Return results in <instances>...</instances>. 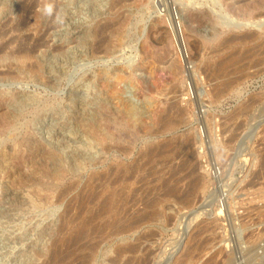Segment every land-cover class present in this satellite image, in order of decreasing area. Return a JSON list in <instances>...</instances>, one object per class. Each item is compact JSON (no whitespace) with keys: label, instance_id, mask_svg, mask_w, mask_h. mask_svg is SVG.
<instances>
[{"label":"rangeland","instance_id":"374dc122","mask_svg":"<svg viewBox=\"0 0 264 264\" xmlns=\"http://www.w3.org/2000/svg\"><path fill=\"white\" fill-rule=\"evenodd\" d=\"M263 161L264 0H0V264H44L93 176L136 162L154 221L85 264H264Z\"/></svg>","mask_w":264,"mask_h":264},{"label":"bare ground","instance_id":"6f19581e","mask_svg":"<svg viewBox=\"0 0 264 264\" xmlns=\"http://www.w3.org/2000/svg\"><path fill=\"white\" fill-rule=\"evenodd\" d=\"M26 1V0H25ZM24 5V4H23ZM175 14V13H174ZM173 20V19H172ZM234 22V21H233ZM120 23V22H119ZM232 23V22H231ZM115 24V23H114ZM174 24V21H173ZM244 25L247 24L246 22L243 23ZM117 25V24H116ZM119 25V24H118ZM249 25H251L249 23ZM112 27V26H110ZM21 28V27H20ZM109 31V28L106 27ZM102 29V28H101ZM105 30V28H104ZM100 31V30H96ZM102 31V30H101ZM111 32V31H110ZM101 33V32H100ZM107 33V30H106ZM98 33H96V36ZM102 34V33H101ZM105 34V32H104ZM105 36V35H104ZM107 38V37H106ZM105 38V39H106ZM40 39V38H39ZM109 39V38H108ZM100 40V39H99ZM98 41V40H97ZM106 41H108L106 39ZM100 42V41H98ZM105 42V40H104ZM102 43V42H100ZM99 44V43H98ZM102 46L99 44L98 46ZM105 47V46H104ZM32 48V47H31ZM55 48V47H54ZM99 49V48H98ZM102 49V48H101ZM182 49V48H181ZM180 49V50H181ZM33 50V49H32ZM237 62V61H235ZM239 62V61H238ZM222 63V62H221ZM27 66V65H26ZM226 68V67H225ZM5 73V72H4ZM11 74V73H10ZM3 76V75H2ZM220 77V76H219ZM228 77V76H227ZM221 78V77H220ZM228 84V83H227ZM151 87V86H150ZM218 87V86H217ZM226 87V86H225ZM152 88V87H151ZM216 92V91H215ZM174 96V95H173ZM198 99V98H197ZM173 107V106H172ZM169 108V107H168ZM172 109V108H171ZM173 113V112H172ZM145 114V113H144ZM169 116V115H168ZM165 117V116H164ZM164 119V118H163ZM227 119V118H226ZM165 120V119H164ZM169 120V119H168ZM164 123V122H163ZM161 129V128H160ZM235 129V128H234ZM210 130V129H209ZM255 131V130H254ZM102 137V136H101ZM250 137V136H249ZM99 141L103 144V148L107 151H110L111 146L107 145V139L102 137L98 138ZM116 143V142H115ZM163 146V144H162ZM169 146V145H168ZM114 147V146H112ZM116 148V147H115ZM149 148V147H147ZM113 149V148H112ZM119 149V148H118ZM155 149V148H154ZM114 150V149H113ZM127 150V149H125ZM169 150V149H168ZM239 150V149H238ZM122 151V149H121ZM153 151V149H152ZM151 151V153H153ZM172 151V150H171ZM126 152V151H124ZM149 152V150H148ZM155 152V151H154ZM167 152V151H166ZM164 153V152H163ZM186 153V152H185ZM190 153V152H189ZM193 154V152H192ZM191 155V154H190ZM156 156V155H155ZM180 156V155H179ZM145 157V156H144ZM143 157V158H144ZM149 157V156H148ZM147 157V159H148ZM189 157V156H188ZM187 157V158H188ZM177 158V156H176ZM191 158V157H190ZM189 160V159H188ZM192 160V159H191ZM139 161V160H138ZM141 161V160H140ZM142 162V161H141ZM264 162V161H263ZM135 164V163H134ZM140 164V163H139ZM136 164L134 166H129L125 168H118V166L110 167L107 171L96 174L93 178L97 181L96 188L94 186L89 187V191L87 195L81 198L79 202V209L82 212L86 205L93 204L92 207L95 205L97 207L92 208L90 210H86L85 218L80 221H77L76 217H63L62 223H60V228L58 229L59 232H62L65 228L66 235L62 234L60 237L53 241L51 245L45 247V250L38 252L39 254H45L46 258L44 259V264H85V258L90 256L95 248L99 244V236L108 231L105 237L102 239H109L111 237H116L120 235H127L131 230L135 228H139L144 226L149 220H153V217L156 215L155 211H147L145 209L149 208L151 204H154L156 198L149 199V192L151 193L152 190H156L158 187L153 186L152 188H143L145 186V180L147 177L139 174L141 172L142 164ZM158 164V163H157ZM168 164V163H167ZM186 164V160H185ZM189 164V163H188ZM198 164V163H197ZM125 165V164H124ZM130 165V164H129ZM183 165V164H182ZM261 165V164H260ZM175 166V165H174ZM180 166V165H178ZM192 166V165H191ZM182 167V166H181ZM45 168V166H44ZM178 168V167H177ZM194 168V167H193ZM192 168V169H193ZM196 168V167H195ZM174 169V167H173ZM185 169V168H184ZM191 169V170H192ZM181 170V168H180ZM179 170V171H180ZM259 170V169H258ZM159 171V170H156ZM155 171V173H156ZM195 172V170H192ZM148 172V170H147ZM146 172V173H147ZM152 172V171H151ZM177 172V171H176ZM192 172V173H193ZM154 173V174H155ZM150 175V170L149 173ZM147 174V175H148ZM176 174V173H175ZM175 174H172L173 176ZM180 174V173H178ZM182 174V173H181ZM188 174V173H187ZM190 174V173H189ZM171 176V173L169 174ZM186 175V174H185ZM182 175L181 177L185 176ZM262 176V175H261ZM161 177V176H160ZM181 177H179L181 179ZM264 177V176H263ZM155 178V177H154ZM157 178V177H156ZM159 178V176H158ZM165 178V177H164ZM178 178V179H179ZM189 178V177H188ZM255 178V177H254ZM167 179V178H166ZM165 179V181H166ZM179 179V180H180ZM196 179V177H195ZM194 179V180H195ZM155 180V179H154ZM192 181V178L190 179ZM93 181V180H92ZM153 181V180H151ZM157 181V180H156ZM159 181V180H158ZM162 180V182H165ZM170 181V180H169ZM173 181V180H172ZM197 181V180H196ZM167 182V181H166ZM171 182V181H170ZM93 183V182H92ZM140 184L138 189L132 190L131 186L133 184ZM149 183H151L149 181ZM169 183V182H168ZM193 184L196 182L193 181ZM191 183V185H193ZM197 183H200L197 181ZM165 184V183H164ZM187 184V183H186ZM252 184V183H251ZM172 185V184H171ZM191 185H188L191 186ZM259 185V184H258ZM163 186V184H162ZM165 186V185H164ZM186 186V185H185ZM142 187V188H141ZM187 187V186H186ZM187 187V188H188ZM195 187V186H194ZM142 190L139 198H134V195ZM177 188V187H176ZM193 188V186H192ZM165 189V188H164ZM170 189V188H169ZM168 189V191H169ZM184 189V188H183ZM189 189V188H188ZM187 189V190H188ZM171 190V189H170ZM181 190V189H180ZM186 190V189H185ZM191 190V188L189 189ZM98 191V192H97ZM158 191V190H157ZM166 191V190H165ZM184 191V190H183ZM182 191V192H183ZM170 192V191H169ZM178 192V190H177ZM185 192V191H184ZM183 192V194H184ZM167 193V192H166ZM176 193V192H175ZM191 193V192H190ZM193 193V192H192ZM155 194V193H154ZM164 195L163 193H161ZM160 194V195H161ZM181 194V195H183ZM245 194V193H244ZM104 195V196H103ZM175 194H173L174 196ZM186 195V193H185ZM190 195V194H189ZM184 196V195H183ZM158 197V196H157ZM175 197V196H174ZM193 197V196H192ZM101 198L99 201H97ZM180 198V197H178ZM182 198V197H181ZM188 198V197H187ZM261 198V197H260ZM177 199V198H175ZM199 199V198H198ZM179 200V199H177ZM186 200V199H184ZM140 201L143 205V211L138 213L136 216H130L129 209L133 202ZM233 201V200H232ZM186 203V202H184ZM251 204V203H250ZM253 204V203H252ZM141 205V206H142ZM155 207V206H154ZM88 208V207H87ZM153 208V207H152ZM138 209V208H137ZM219 211V208H217ZM142 210V209H140ZM159 210V209H158ZM79 211V213H80ZM135 213V212H134ZM160 215V214H159ZM77 216V215H76ZM158 216V215H157ZM230 219V218H229ZM154 221V220H153ZM61 222V220H60ZM157 222V221H156ZM230 222V221H229ZM148 225V224H147ZM144 228V227H143ZM138 230V229H137ZM99 233V236L97 234ZM151 236V235H150ZM98 237V238H97ZM148 238V237H147ZM144 239V238H143ZM145 240V239H144ZM147 240V239H146ZM138 244V243H137ZM139 245V244H138ZM140 246V245H139ZM201 246V245H200ZM253 248V247H252ZM231 249V248H230ZM138 247L131 246V245H120L114 248V256L111 257L110 263L107 264H130L129 259L123 261L124 256L127 253H136ZM144 249H142L143 251ZM240 250V249H239ZM139 251V250H138ZM141 251V249H140ZM150 252V251H149ZM150 254V253H148ZM147 254V255H148ZM142 256V255H141ZM140 256V257H141ZM147 257V256H146ZM145 257L141 258L138 262L140 264H144ZM147 261V260H146ZM123 262V263H122ZM148 263V262H147Z\"/></svg>","mask_w":264,"mask_h":264},{"label":"built area","instance_id":"2783aa9c","mask_svg":"<svg viewBox=\"0 0 264 264\" xmlns=\"http://www.w3.org/2000/svg\"><path fill=\"white\" fill-rule=\"evenodd\" d=\"M212 173H213V175H214V174L217 175V174L219 173V168H217V167H213V169H212Z\"/></svg>","mask_w":264,"mask_h":264}]
</instances>
